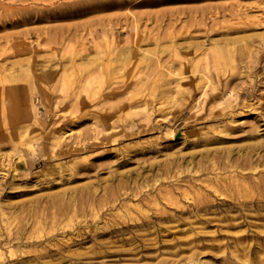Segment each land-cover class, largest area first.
Masks as SVG:
<instances>
[{
    "label": "bare ground",
    "instance_id": "bare-ground-1",
    "mask_svg": "<svg viewBox=\"0 0 264 264\" xmlns=\"http://www.w3.org/2000/svg\"><path fill=\"white\" fill-rule=\"evenodd\" d=\"M170 1L141 0L136 6H156ZM122 3L123 0L108 4L106 0H96L91 8L93 11L113 6L117 8ZM231 5L182 8V11L192 15L213 8L222 11ZM169 15L173 13L169 12ZM141 18L153 17L150 13L132 16L133 34L126 42V47L120 45V41L115 42L121 35L120 30L103 29L102 41L106 42L110 37L112 39L109 47L105 43L102 51L93 52L91 63L102 69L108 66L107 69L110 68L113 75L121 72L120 62L126 61H137V66L166 68L153 58L162 51L158 47L161 39L140 36L137 19ZM92 23L85 21L80 27H90ZM241 24L256 29L264 24V18L255 16L251 23ZM257 36L261 38L257 39ZM144 41L150 42L148 45L151 44V48L141 49L140 44ZM208 44L216 53L214 65L224 63V66L228 65L227 70L223 67L214 73L210 72L213 79H209L204 72L188 80L183 76L185 71L182 70L185 68L180 67V73L174 75L181 77L175 79L172 94L169 92L162 97L163 106L172 112L179 113L187 103L193 102L197 113H208L209 118L221 117L217 120L219 123L210 130L200 128L197 133L174 139L178 144H184V150L187 149L185 152L178 150L171 154L162 153L155 140L134 147L113 149L114 153L104 149V144L121 143L154 128L155 114L161 113L162 108H155L143 97L147 94H161L164 90L160 89L161 85H142L136 91L142 97L141 100H134L130 93L128 98L120 100L121 105L116 106L115 111L98 109L93 112L95 118L91 119L96 120L91 122L90 135L88 133L85 136L83 131H77L74 145L63 136L70 130L60 129L51 157L38 141L43 118L34 102H24V111L20 115L21 93L11 85L13 82L1 88L0 96L11 99L6 102H2L3 98L0 100V132L6 131L4 137H0V143L15 138L16 144L12 146L8 159L0 163V178L4 179L0 180V264H94L99 259L124 258L129 255L136 257L143 250H156L160 247L173 249L191 244H194L198 252L194 251L185 264H194L191 260L202 254L204 249L220 252L223 255L222 264H264V133H261L264 130V93L259 92L256 82L251 79L258 73L253 71V67L245 65L252 58L258 62L263 57L261 50L264 49V35H252L249 39L246 36L233 38L222 33L220 39L210 42L199 36H186L181 38L180 43L172 41L169 49L175 53L181 50L187 57L197 60V65H206ZM253 47L257 50L252 55ZM139 50L142 52L141 58L137 59ZM79 53L73 58L81 57L80 64L90 61ZM193 60L189 69L193 67ZM70 63L72 69L74 60L71 59ZM9 66L0 64V78L7 77L13 81L18 74L28 71L30 81L35 79L30 65L25 69L17 61ZM45 71L39 68L41 74ZM234 74L242 84L237 90V86L230 87L231 83L227 79ZM99 87L100 80H95L88 90L95 93ZM128 89L112 86L103 93L104 101L118 98L123 91L127 93ZM195 91L199 95L197 100L193 98ZM253 99L255 102L251 103ZM246 110L257 112L256 119L246 129L242 126L238 128L234 114ZM204 113L201 117L205 116ZM168 115L167 111L161 114L163 118ZM114 118H118L119 124L116 126L109 124ZM163 118L161 123L164 122ZM159 120L157 118L155 122L160 123ZM116 128L119 131H114ZM169 134L173 135V132ZM132 148H140L143 155L146 151L148 154H160L162 159H134L135 168L127 170L125 168L137 155L136 152L130 155ZM100 149L103 151L93 161L81 157L89 150ZM63 156L69 160L65 164L57 163L50 169L59 175L57 180L53 177L49 182L46 181L49 184L47 189H61L18 203L10 201L11 198L25 197L31 193L27 189H18L20 185L14 183V174L26 175L40 158L42 162H46L45 158L48 161L53 158L59 161ZM107 158H113V161L97 164L100 159ZM63 167H66L68 174H62ZM103 171L107 175L101 177ZM79 177L87 178L88 181L68 186L79 180ZM91 177L92 180L89 179ZM6 178H10V188L18 190H8L5 186ZM188 191L193 192V196H188ZM151 207L155 211L150 212L149 209H153ZM236 227L243 229L230 236L228 230ZM209 228L214 230L209 231ZM201 234H211V241ZM124 235L127 237L124 238ZM207 242L219 245H206ZM170 254L177 256L180 251H171ZM158 256H151L149 264L168 263V260L158 259ZM141 260L142 256H138L132 259V264H141ZM171 261L173 264L176 260ZM97 264L105 263L100 261Z\"/></svg>",
    "mask_w": 264,
    "mask_h": 264
},
{
    "label": "rangeland",
    "instance_id": "rangeland-1",
    "mask_svg": "<svg viewBox=\"0 0 264 264\" xmlns=\"http://www.w3.org/2000/svg\"><path fill=\"white\" fill-rule=\"evenodd\" d=\"M96 0H0V64L10 67L9 64L13 62H21L26 69L33 68L35 79L30 81L28 71L22 72L17 75V79L10 81L9 78H0V93L3 86H7L12 83L16 90L21 93L20 96V109L21 115L24 111V102L33 101L36 108H38L41 118H43V127L40 139L42 148L51 157L52 152L55 149L54 141L59 138L60 129H69L70 131L64 134L66 140L70 141L74 145L76 141L75 133L79 130L83 131L85 136L91 133L92 123L96 119L95 113L98 109L101 111L108 109L109 111H115L116 106L121 105L120 100L128 98L131 95L134 100H141L142 97L137 94L138 88L142 85L147 86H159L161 94H147L145 100L155 105V108H162L161 113H156L153 123L154 128L150 131L132 136L123 140L121 143L112 142L104 144V149L113 152V149H123V147L136 146L137 144L145 141L158 142V148L162 153L171 154L174 151L184 150V144H178L174 141L177 137L187 136L193 133H197L200 128L210 130L217 123V120L221 117L209 118L208 113L204 117H201L203 113H197L194 107V103H187L179 113L172 112L163 106V96L172 94V89L176 85V78L181 76H175L174 74L180 73L179 69L185 68L183 76L188 80L194 79L201 73L206 74L209 79H213V71L226 67L224 63L216 66L213 63L215 50L208 44L206 62L207 64L199 63L197 60L189 58L181 50L174 52L171 50L170 43L176 41L181 42L182 37L186 36H199L201 39L217 40L221 38L222 33L229 37L239 38L246 36L251 39L252 35H264V24L251 29L248 26H243L241 23L247 24L252 22L253 17L264 18V0H191L189 2H181L180 0H171L162 5H138L141 0H123L120 7L111 8H99V10H92L93 3ZM115 1L121 2V0H106L107 4ZM219 4H232L224 10L220 9H208L200 11L199 14H190V12H183L182 8H201L208 6H216ZM107 7V6H104ZM211 8V7H210ZM172 12L173 15H169ZM177 12V13H176ZM137 13H150L153 18L137 19L138 31L140 36L154 39H161L159 46L162 51H159L153 58L160 61L161 65H165L166 68H160L153 66L136 65L134 62H120L121 72L112 74L111 69L106 66L102 69L99 66L93 65L91 62V56L93 52L102 51L103 45L106 43V47H109L110 39L103 42V29L113 28L120 30L121 35L115 42L120 41V45L126 47L132 34L131 28L132 16ZM176 13V14H174ZM155 15V16H154ZM117 16V17H116ZM155 17V18H154ZM85 21L93 22L90 27L81 28V24ZM95 31V32H94ZM67 38L65 39L64 37ZM255 38V37H254ZM261 37L257 36V39ZM114 40V39H113ZM147 40V39H146ZM158 41V40H157ZM258 43L259 41H255ZM150 42L144 41L140 44L141 49L151 48ZM129 45V44H128ZM237 45H235L236 47ZM257 46V45H256ZM257 50L253 47L251 50L252 55ZM140 51V50H139ZM80 52V53H79ZM86 56V59L90 60L80 64V58L74 57L76 54ZM141 51L138 52L137 59L141 58ZM262 58L255 62L254 58L249 60V63L245 64L254 68L258 74L252 77V81L256 82L259 88V92L264 93V49L261 50ZM109 58V57H108ZM74 60V66L70 60ZM191 60H193V67L188 68ZM245 62V60H243ZM255 62V63H254ZM105 63V61H104ZM119 63V62H117ZM181 63V64H180ZM196 65V66H195ZM39 68L46 69L45 73L41 74ZM49 69V70H48ZM110 69V70H109ZM181 71V72H182ZM47 72L49 74H47ZM228 72V71H227ZM68 77V80L66 79ZM230 81V87H236V90L242 87L237 75H231L227 77ZM95 80H100V87L95 93L88 90L89 85ZM223 80V79H222ZM166 81V82H165ZM164 83V84H163ZM166 83V84H165ZM247 84V82H246ZM117 87L123 89L129 87L128 92L123 91L118 98H113L109 102L104 101V92L111 87ZM170 89V91H169ZM88 90V91H87ZM198 92L193 93V98L198 97ZM213 96V95H212ZM3 98L0 96V100ZM243 98V95H241ZM240 98V99H241ZM7 96L3 98L2 102L10 100ZM250 101V100H248ZM251 103L255 100H251ZM162 103V104H161ZM57 105L56 108L53 106ZM208 109L209 107L206 106ZM48 111V113H47ZM168 112L169 115L163 118L162 113ZM234 114V120L239 127L247 128L256 119L257 112H248V110ZM3 114V113H2ZM1 114V116H2ZM4 115V114H3ZM64 116L67 117L64 120ZM154 116V115H153ZM172 117L171 120H169ZM201 117V118H200ZM160 118L156 123L155 119ZM161 118L164 122L161 123ZM29 122V120H28ZM92 122V123H91ZM30 123V122H29ZM109 124L115 126L119 124L118 118H114ZM66 130V131H67ZM114 131H119L116 128ZM172 131L173 135L169 132ZM6 131L0 132V137H4ZM34 132V131H33ZM264 133V130L261 132ZM16 144L15 138H10L7 142L0 143V163L4 159H8V155L11 153L12 146ZM132 148L130 155L135 152L137 155L132 158L130 163L125 169L135 168L134 159H152L156 157V160H161L162 156L145 153L141 154L140 148ZM103 149L95 151H87L81 155V157H88L93 159ZM114 153V152H113ZM112 153V154H113ZM48 156V157H49ZM40 158V157H39ZM46 162H42L41 158L38 163H35L26 175H13L14 183L20 185L18 189H27L31 193L25 197L11 198L10 201L18 203L23 199L33 198L42 193H50L61 189L60 187H54L47 189L49 184L46 181L50 178H56L57 176L50 169L57 163L65 164L69 158L63 156L61 160L53 158H45ZM113 159V158H112ZM110 158L105 160L100 159L99 163H105L113 161ZM66 167H63L62 174H68L65 171ZM64 170V171H63ZM106 172L103 171L101 177L106 176ZM73 184L68 186L81 185L88 181L87 178L79 177ZM89 179H93L92 177ZM0 180H4L0 178ZM10 178L5 179V186L8 190H18L10 188ZM40 188H43L42 190ZM188 196H193V192L188 191ZM149 209V211H153ZM155 211V210H154ZM114 213V212H111ZM111 218V217H110ZM112 219V218H111ZM243 228H233L228 230L230 236L233 233L242 230ZM209 231L214 230L209 228ZM205 239L211 241V234H201ZM124 238L127 235L123 236ZM116 240L115 238H112ZM206 245H214L216 247L219 243L207 242ZM194 244L181 245L173 249L158 248L156 250H143L138 256H142L143 260L141 264H149L148 260L151 256H158V259L168 260L167 264H171V259L176 261L173 264H185L190 259V255L195 251L198 252ZM125 248H129L125 246ZM31 249V247H30ZM180 251L177 256H171V251ZM222 250V249H221ZM138 256H126L124 258L112 257L106 259H99L97 262L103 261L105 264H132V259ZM264 257V256H263ZM189 258V259H187ZM223 255L217 252L215 249L202 250V254L194 257L191 262L194 264H222L221 260ZM121 259V260H120ZM190 262V261H189ZM82 262L81 264H84ZM12 264V263H6ZM64 264H78L76 262H68Z\"/></svg>",
    "mask_w": 264,
    "mask_h": 264
}]
</instances>
